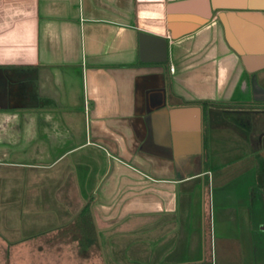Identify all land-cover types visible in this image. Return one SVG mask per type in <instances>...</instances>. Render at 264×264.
Instances as JSON below:
<instances>
[{
    "label": "crops",
    "instance_id": "1",
    "mask_svg": "<svg viewBox=\"0 0 264 264\" xmlns=\"http://www.w3.org/2000/svg\"><path fill=\"white\" fill-rule=\"evenodd\" d=\"M262 119L264 0H0V259L264 264Z\"/></svg>",
    "mask_w": 264,
    "mask_h": 264
},
{
    "label": "rangeland",
    "instance_id": "2",
    "mask_svg": "<svg viewBox=\"0 0 264 264\" xmlns=\"http://www.w3.org/2000/svg\"><path fill=\"white\" fill-rule=\"evenodd\" d=\"M246 134V131H244ZM251 173L243 175L231 181L224 189H216V198L223 194L237 191L239 195H247L249 192V183L251 182ZM87 193H83L86 197ZM227 195V194H226ZM89 202V201H88ZM209 202V201H208ZM210 204V202H209ZM208 204V205H209ZM212 204V203H211ZM85 205V204H84ZM98 241V240H97ZM97 241L89 248L85 249L81 246V250H58L51 248L49 251H44L43 256L41 252L33 250H21L16 254L17 264H106L110 263L106 259V251L98 247ZM56 245V244H55ZM52 246V245H51ZM100 248V249H99ZM31 259H27V257ZM0 264H11L3 258L0 259Z\"/></svg>",
    "mask_w": 264,
    "mask_h": 264
},
{
    "label": "water",
    "instance_id": "3",
    "mask_svg": "<svg viewBox=\"0 0 264 264\" xmlns=\"http://www.w3.org/2000/svg\"><path fill=\"white\" fill-rule=\"evenodd\" d=\"M142 58L148 60L151 45L158 46V58L157 61L164 62L167 60L168 44L164 37L151 35L143 32L140 34Z\"/></svg>",
    "mask_w": 264,
    "mask_h": 264
},
{
    "label": "trees",
    "instance_id": "4",
    "mask_svg": "<svg viewBox=\"0 0 264 264\" xmlns=\"http://www.w3.org/2000/svg\"><path fill=\"white\" fill-rule=\"evenodd\" d=\"M79 223L82 229L81 246L87 249L97 240V234L95 233V224L90 205H87L83 208Z\"/></svg>",
    "mask_w": 264,
    "mask_h": 264
},
{
    "label": "flooded vegetation",
    "instance_id": "5",
    "mask_svg": "<svg viewBox=\"0 0 264 264\" xmlns=\"http://www.w3.org/2000/svg\"><path fill=\"white\" fill-rule=\"evenodd\" d=\"M250 127L254 132H259L261 134H264V119L258 120L257 122H252Z\"/></svg>",
    "mask_w": 264,
    "mask_h": 264
},
{
    "label": "built area",
    "instance_id": "6",
    "mask_svg": "<svg viewBox=\"0 0 264 264\" xmlns=\"http://www.w3.org/2000/svg\"><path fill=\"white\" fill-rule=\"evenodd\" d=\"M171 71H174V67H171Z\"/></svg>",
    "mask_w": 264,
    "mask_h": 264
}]
</instances>
